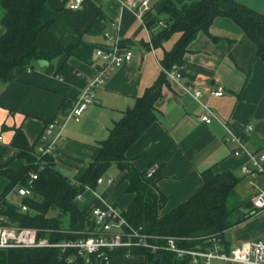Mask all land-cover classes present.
<instances>
[{
  "label": "crops",
  "instance_id": "1",
  "mask_svg": "<svg viewBox=\"0 0 264 264\" xmlns=\"http://www.w3.org/2000/svg\"><path fill=\"white\" fill-rule=\"evenodd\" d=\"M165 1L150 0L153 12L144 24L118 0H85L79 10H70L73 0H47L40 20H51V25L37 40V48L49 56L43 59L47 64L40 66L35 61L30 67H14L9 81L0 82V166L17 170L26 164L12 145L16 129L24 132L36 152L44 127L55 118L63 120L96 76L94 52L109 46L104 33L117 32L123 46L133 52L132 60L116 68L96 90L99 103L88 106L79 121L65 122L62 140L53 156L55 167L70 179L87 166L95 146L108 138L124 112L158 83L164 54L181 36L174 33L162 45H152V37L162 29L150 25V21ZM171 1L181 6L197 0ZM236 1L264 13V0ZM100 12L106 17V29L96 34L89 28ZM4 31L0 23V35ZM81 42L95 45L88 61L65 52L67 47ZM184 60L180 80L166 78L156 103V120L129 148L126 158L142 173L152 163H159L156 188L167 198L162 214L188 200L202 185V173L209 168L241 178L237 197L251 201L254 209L253 199L264 190V177L242 173V167L250 165L249 158L234 155L239 143L232 136L241 138L249 150L264 153V63L257 58L254 43L228 18H217L207 33L200 32L189 44ZM190 85L201 92V101L216 113L217 118L210 123L201 122L204 108L186 92ZM219 87L224 89V95L214 96L212 91ZM246 126H252V130L245 132ZM124 175L118 169L114 185L103 190L122 212L135 197L125 192ZM7 185L8 180L0 177V194ZM93 202V193L86 191L80 206H92ZM241 211L250 213L247 207ZM263 238L264 210L232 227L226 243L231 250L243 242ZM110 264L148 263L143 256L116 254Z\"/></svg>",
  "mask_w": 264,
  "mask_h": 264
},
{
  "label": "trees",
  "instance_id": "2",
  "mask_svg": "<svg viewBox=\"0 0 264 264\" xmlns=\"http://www.w3.org/2000/svg\"><path fill=\"white\" fill-rule=\"evenodd\" d=\"M46 2L0 0V23L5 29L0 35V82L9 81L14 67H30L33 62L49 57L37 48L39 35L51 25V20L46 23L40 20ZM217 18H228L236 23L254 43L257 58L264 63V13L236 0H197L181 6L166 0L150 21V25H157L159 20L167 23L166 28L152 37V45H162L174 33L181 36L174 47L165 52L162 67L183 71L180 68L185 65L184 55L189 44L200 32L207 33ZM89 29L96 34L105 31L106 17L102 12ZM94 46L81 42L67 47L65 52L88 61ZM166 78L162 71L158 83L148 88L136 99L134 106L124 112L108 138L95 146L89 164L74 179L55 167L53 157L43 159V163L39 161L24 132L17 128L12 145L19 150L26 164L17 170L0 166V177L8 180L0 194V215L6 216L14 225L37 229L41 237H48L53 242L84 238L94 229L91 206L81 207L76 197L84 194L87 186L96 189L97 180L115 164L120 172H125V192L135 194L128 209L122 212L130 225L141 227L150 235L178 238V246L187 250H207L210 246L207 240L216 236L229 252L227 232L264 210L253 209L251 201L238 199L236 189L241 178L229 171L216 173L209 168L202 173V185L188 200L162 214L167 198L156 188L158 173L148 178L146 172H138L126 158L129 148L156 120V103L162 96ZM32 173L38 178L32 183V196L21 200L28 206V211L22 212L9 196L16 188L28 186ZM244 207L249 208L250 213H242ZM65 216L70 221L68 227L64 225ZM131 254L145 257L148 264H192L191 256L180 258L167 250L151 252L134 248ZM0 264H64V255L59 248L0 249Z\"/></svg>",
  "mask_w": 264,
  "mask_h": 264
},
{
  "label": "built area",
  "instance_id": "3",
  "mask_svg": "<svg viewBox=\"0 0 264 264\" xmlns=\"http://www.w3.org/2000/svg\"><path fill=\"white\" fill-rule=\"evenodd\" d=\"M118 1L122 6L134 12L144 24L148 15L153 12L150 0ZM84 2L85 0H73L69 8L70 10H79L83 7ZM157 26L163 29L167 27V23L164 20H159ZM104 37L109 42L108 49L97 48L94 52L93 60L97 67L96 76L88 83L75 106L63 120L55 118L50 121L39 137L36 155L42 163L43 159L55 155L58 144L62 140L65 122L69 120L79 121L88 106L99 103L96 90L106 83L116 68L129 63L133 58V52L123 46L121 36L117 32L113 34L106 32ZM163 71L170 80L179 81L181 78L179 70L177 71L175 68L172 70L163 68ZM185 90L203 106L204 112L200 116L201 122L210 123L213 118H217L213 109L201 101V92L196 87L186 86ZM212 94L218 97L223 96L224 89L219 87L213 90ZM251 130L252 126H246L244 131L250 132ZM232 139L239 143V148L234 151V155H245L249 158L250 165L243 166L242 173L247 176L261 175L264 177V153H255L249 150L241 138L237 136L233 135ZM159 169L158 162L152 163L146 170V176L153 178ZM37 178V174L32 173L28 186L15 189V194L19 198L16 204L22 212H27L28 206L23 204L21 200L32 196L31 186ZM73 183L75 184V181ZM104 183L107 186H112L115 179L104 180L101 177L97 180V185ZM86 190L94 195V202L91 206L94 229L89 230L86 237L53 242L48 237H41L37 229L14 225L6 216L0 215V249L59 248L64 255V264H110L114 255L120 253L131 255L134 248H145L151 252L167 250L180 258L189 255L192 257V264H211L214 259L220 260L222 264H264V238L243 242L227 252L221 239L213 236L207 240L210 243L207 250H187L178 246V238L150 235L143 232L141 227L136 228L130 225L122 211L104 193L99 195L96 189L88 186ZM83 199L84 194H79L76 197V201L79 203ZM253 205L258 209H264V190H261L253 199ZM162 240L165 242L160 243Z\"/></svg>",
  "mask_w": 264,
  "mask_h": 264
},
{
  "label": "rangeland",
  "instance_id": "4",
  "mask_svg": "<svg viewBox=\"0 0 264 264\" xmlns=\"http://www.w3.org/2000/svg\"><path fill=\"white\" fill-rule=\"evenodd\" d=\"M118 174V168H117V166L115 165V164H113L109 169H108V171L104 174V176H103V179L104 180H106V179H108V178H114L116 175ZM107 187V184L106 183H104L103 185H98L97 187H96V191H97V193L99 194V195H101L104 191V189ZM11 201H13L14 203H16L17 202V200L19 199L18 197H17V195L15 194V193H12L11 194V197L9 198ZM63 221H64V225L66 226V227H68L69 226V218H68V216H65L64 218H63ZM211 264H219V262L217 261V260H212L211 261Z\"/></svg>",
  "mask_w": 264,
  "mask_h": 264
},
{
  "label": "water",
  "instance_id": "5",
  "mask_svg": "<svg viewBox=\"0 0 264 264\" xmlns=\"http://www.w3.org/2000/svg\"><path fill=\"white\" fill-rule=\"evenodd\" d=\"M105 50H107V49H105ZM38 63H39L40 66H44V65L47 64V62L44 61V60H39Z\"/></svg>",
  "mask_w": 264,
  "mask_h": 264
}]
</instances>
